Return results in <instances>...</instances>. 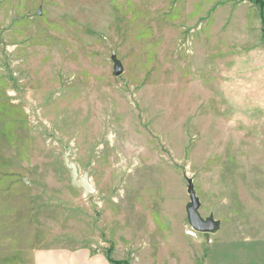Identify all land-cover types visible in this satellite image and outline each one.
<instances>
[{"label": "rangeland", "instance_id": "obj_1", "mask_svg": "<svg viewBox=\"0 0 264 264\" xmlns=\"http://www.w3.org/2000/svg\"><path fill=\"white\" fill-rule=\"evenodd\" d=\"M261 2L0 0V264H264Z\"/></svg>", "mask_w": 264, "mask_h": 264}, {"label": "water", "instance_id": "obj_2", "mask_svg": "<svg viewBox=\"0 0 264 264\" xmlns=\"http://www.w3.org/2000/svg\"><path fill=\"white\" fill-rule=\"evenodd\" d=\"M121 67L115 65L114 66V75H119L121 73ZM64 164L67 168L70 169L71 173V184L82 190V196L84 198H88L93 196L95 193V189L92 183L89 180V177L86 173L79 175L76 165L69 160V152H67L64 156ZM188 195L190 198V203L186 207L188 222L191 228L194 231L200 233H212L217 227V221H214L211 217L203 219L198 213V200L195 196L193 187L189 185L188 187Z\"/></svg>", "mask_w": 264, "mask_h": 264}, {"label": "crops", "instance_id": "obj_3", "mask_svg": "<svg viewBox=\"0 0 264 264\" xmlns=\"http://www.w3.org/2000/svg\"><path fill=\"white\" fill-rule=\"evenodd\" d=\"M32 264H111L103 253L88 248H52L34 250Z\"/></svg>", "mask_w": 264, "mask_h": 264}, {"label": "trees", "instance_id": "obj_4", "mask_svg": "<svg viewBox=\"0 0 264 264\" xmlns=\"http://www.w3.org/2000/svg\"><path fill=\"white\" fill-rule=\"evenodd\" d=\"M263 2H261L263 5H264V0H262ZM255 2H257V3H259L258 1H255ZM110 261V260H109ZM110 262H112V261H110ZM113 264H114V262H112Z\"/></svg>", "mask_w": 264, "mask_h": 264}, {"label": "bare ground", "instance_id": "obj_5", "mask_svg": "<svg viewBox=\"0 0 264 264\" xmlns=\"http://www.w3.org/2000/svg\"><path fill=\"white\" fill-rule=\"evenodd\" d=\"M89 180H90V178H89ZM91 182V181H90Z\"/></svg>", "mask_w": 264, "mask_h": 264}]
</instances>
